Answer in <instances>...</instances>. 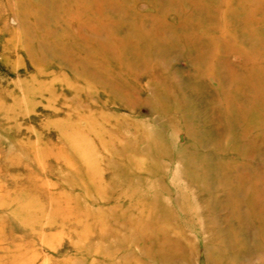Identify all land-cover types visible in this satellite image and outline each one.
<instances>
[{
    "label": "rangeland",
    "instance_id": "1",
    "mask_svg": "<svg viewBox=\"0 0 264 264\" xmlns=\"http://www.w3.org/2000/svg\"><path fill=\"white\" fill-rule=\"evenodd\" d=\"M0 264H264V0H0Z\"/></svg>",
    "mask_w": 264,
    "mask_h": 264
}]
</instances>
